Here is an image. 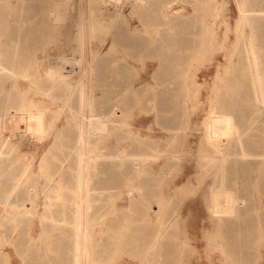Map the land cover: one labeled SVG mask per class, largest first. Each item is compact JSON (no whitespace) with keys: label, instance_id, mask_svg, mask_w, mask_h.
Listing matches in <instances>:
<instances>
[{"label":"rangeland","instance_id":"374dc122","mask_svg":"<svg viewBox=\"0 0 264 264\" xmlns=\"http://www.w3.org/2000/svg\"><path fill=\"white\" fill-rule=\"evenodd\" d=\"M40 1L0 0V60L9 67L0 69V150L5 153L0 161V264H80L70 221L78 215L76 123L84 120L86 79L70 95L88 66L90 111L109 114L113 121L93 140L103 156L85 171L93 250L86 264H146L150 234L161 227L172 235L168 264H264V157H253L255 164L247 161L226 172L228 184L244 195L246 212L241 225L223 226L208 207L207 196L218 183L216 169L204 166L207 141L203 142L212 137L211 113L217 95L225 94L222 81L228 78L232 84L247 71L243 48L249 41L264 60V0H204L206 8L198 13L196 0H142L141 7L129 0L121 13L117 9L124 0H107L91 18L88 0H65L66 7L60 9L68 12L47 26L33 7L40 8ZM22 8L36 16L18 25ZM83 8L88 19L85 41ZM199 16L211 37L203 46L206 52L188 59L179 76L170 77L164 66L176 67L179 62L161 60L165 51L157 42L140 44L137 37L154 31L162 38L172 32L175 53H187L200 30ZM173 52L167 47L168 55ZM152 87L159 90L156 100ZM168 95L176 100L180 95L187 103L185 114L176 112L172 130L162 119L170 115L162 111ZM233 99L234 112L240 116L245 110L243 93H233ZM13 108L27 113L22 127L14 131L2 116ZM179 126L172 140L170 134ZM256 138L255 151L263 152L264 136ZM230 144L229 158L247 160L238 154L237 143ZM26 169L27 177L19 181ZM134 184L143 186L144 199L131 201ZM50 191L60 202L52 207L46 205ZM157 203H168L174 211L164 224L157 223V211L149 210Z\"/></svg>","mask_w":264,"mask_h":264},{"label":"bare ground","instance_id":"6f19581e","mask_svg":"<svg viewBox=\"0 0 264 264\" xmlns=\"http://www.w3.org/2000/svg\"><path fill=\"white\" fill-rule=\"evenodd\" d=\"M66 1H68V0H66ZM128 1L129 0H124V3L122 2L123 5L117 9L119 13H121V10L124 8V5ZM64 2H65V0L64 1L58 0L55 3H52L51 0H41L39 2L41 4L40 8H38L37 5L33 6V7H34V10L39 9V11L41 12L40 16L43 19V25L47 26L51 22H53L55 20L56 21L61 20L64 17L63 11H66V10H63V11L61 10L64 7V4H65ZM87 2H88V4H86L85 6L88 7L91 11V14H90V18H91V17H93L94 11L97 12V10H101V6L105 2H107V0H88ZM136 3L137 4L134 7H141L142 0H141V2L139 0H136ZM68 5L69 4L67 3V7H69ZM42 7H44V8H42ZM60 7H62V8L60 9ZM88 8H87V10H88ZM105 8L106 7H104V9ZM205 8H206V3L204 0H196V8H195L196 13L200 12L201 10H205ZM242 8H243V6H242ZM244 8H246V6ZM66 9H68V8H66ZM67 12H68V10L66 11V13ZM243 13H244V11H243ZM85 14H87V13H86V10L83 8V20L81 22L82 23L81 24V38H83L84 41L86 38L85 29H86V26L88 25V19L85 16ZM168 15L169 14L167 13L165 15V17H167ZM35 16H36V14H34L32 16L30 15V9L22 8L21 11L19 12L18 16H17V19L15 18L16 24L20 25L21 22H24L26 20L28 21L29 19L32 20V18L34 19ZM245 16H244V18H246V20H247V17H245ZM65 17H66V15H65ZM241 18H243V17L241 16ZM199 19H200V24H201L200 30L195 32L196 37L194 38V41L192 43V49L188 50L187 53H184L181 51L175 53L176 46H177V44H176L177 40L176 41L174 40L175 37L173 36L172 32H170V33L168 32V34H165L161 38L158 36L157 33H155L154 31H151L147 35L140 36L139 38L137 37V39L140 41V44L149 43L152 45V44L157 42L159 45V48L165 51V54H162V56H161V60L166 61L169 59H174L175 61H178L179 64L176 63V65H174L176 67H171L170 63L166 64V62H164V64H166L164 66L165 74L168 73V74H172V75H170V77H175V76L177 77V76H179V73L182 70V67H181V66H183L182 64H184L188 59L189 60L199 59L200 56L202 55V52L203 53L206 52V51L205 52L203 51V46H205V42L211 40V37H210V35H208V32H207V28H208L207 25L203 22V19H201L200 16H199ZM241 21H242V19H241ZM247 22H249V21L247 20ZM111 27H114V26H111ZM216 31H218V30H216ZM184 43H186V42L184 41ZM167 47L174 49V52L171 56L166 53ZM181 48H182V46H181ZM211 48H212V46H211ZM187 49H189V48H187ZM243 52H244L243 55H245V57H246V60L243 62V67L245 66L244 69L247 71L242 72V75L237 80V82H235V81L232 82V84L237 86V88L235 90L232 89V84L230 83V81H231L230 79L226 78L225 81H222L223 82L222 84L225 88V90H224L225 94L220 95L221 97H219L217 95L218 103L216 102L217 104L215 106V110L213 113H211L212 114L211 115L212 123L209 126L208 134H209V136H212V137L209 140H203V142L207 141L205 143L206 158L204 159V166H206L209 171L212 170V167L215 168L217 171L216 172L217 173L216 174V180H217L218 185L213 188L214 192L211 194V191H210L208 196H207V202H208L209 210H210L211 214L213 213L218 219H221L223 226L226 224L230 225L232 223L235 227L242 224V223H240L238 225V223L240 221H242L241 215H243L246 212L243 209L245 204H246V200H245L244 195H241L237 189L232 188L231 185L228 184V178L226 177V172L228 170L237 169L238 165L248 163L247 161H249L250 165L255 164L256 162L252 160L253 157H256V156L257 157L258 156L264 157V151L257 153L255 151V147H254L255 143L259 142V140L256 138V136H264V60H263V57H262V59L261 58L259 59L258 52L255 50L251 41L248 42V46H246V48L245 47L243 48ZM140 59H142V58H140ZM90 64L92 65V63H90ZM228 68H230V67H228ZM0 69L1 70L2 69L8 70L9 67L0 60ZM187 70H189V69H187ZM157 73H158V71H157ZM157 73H156V75H157ZM91 74H92V71H91L90 67L89 66L86 67L84 74L78 80L77 84L73 87V91L70 95L72 97V94L77 90V88L81 84H83V82H82L83 78L86 79L83 97H82V102L84 104V112H83L84 120H83V122H77L76 123L78 126V129H79V135H78V140H77L76 145L79 148V160H80V171H81L80 176H79L80 186H79V190H78V194H77V199L75 200L76 203L78 204V215L76 216L75 220L70 221L71 222L70 229L74 230L71 232H73V234L76 236V240L78 242L77 256H78L80 264H86L87 260L91 256V253L93 252V250L90 248V243H89L90 242L89 241V225H88V221H87V217H88L87 216V209L90 206V200L87 198V196L89 195V191H88L87 186H86V185H88L86 183V181L89 180V176L85 171H86V169L91 167L93 165V163L96 162L97 158L103 156V153L102 154L98 153V149H96V146L94 145L95 141H93V140L96 136H99V135L104 133L105 126L107 123L113 121V120H111V117L109 114L102 113L99 115L96 113H92L90 111L91 107L88 106V103L86 102V100L89 101V99H90V92H91L90 84H92L91 83ZM234 77H235V75H234ZM186 79L187 78H185L183 80L184 86L187 85ZM150 88H151V85H150ZM216 88H217V86H216ZM216 88H215V90L217 92L218 88L217 89ZM190 90H191V88H190ZM134 91H136V90H134ZM158 91H159L158 89H156L155 87H152L151 94H152V96H153L152 98H154V100H156V96H158ZM178 91L180 92V90H178ZM241 92L243 93L242 102L245 104V110L243 111V113L240 116H238L234 112L235 111L234 110L235 100L233 99V93L240 94ZM177 97H179V100L178 99L176 100L171 95H168L166 98H164L162 100V104L164 106V110H162V111L169 113L171 115V116L169 115V117L167 115L164 118H162L164 120V122L168 125L167 127L169 130H172L173 126L176 123V112H178L179 110L180 111L182 110L183 114H185L184 109L187 108L186 98L182 99L180 95H178ZM69 100L67 101V103H65L63 105L64 107H66L68 105ZM157 111H158V114L156 115V118L159 117V113H160V110H157ZM116 114H119V111H116ZM26 115H27V113L22 112V110L19 108L10 109V110H8L2 114V116L6 119V121L9 124H11V129L13 131L17 127H20V126L22 127L23 122H24V117ZM1 126H2V124H1ZM47 128H49V129L46 131V133L49 134L50 133V127H46L45 129H47ZM180 128L181 127L179 126L178 131L174 132V130H173L171 132L170 136H173L172 140L175 139V136H177V134L179 133ZM3 129H5V128L3 127ZM6 129H7V127H6ZM2 132H3V130H2ZM244 136H247V138L245 139ZM47 137H48V135H47ZM231 142L237 143L239 145V153L238 154L241 157L246 158L247 160H236L235 161L234 159L229 158V153H228L229 150L227 152V148ZM262 144L263 145H261V146L264 149V140H262ZM4 154L5 153L0 150V161L4 157ZM7 156H9V155H7ZM42 161L45 162L46 157H43ZM261 166H264V163ZM27 171L28 170L26 169L23 172V174L19 177V181L21 179H23L24 177H27V174H26ZM32 190H33V188H32ZM54 192L55 191H50L46 195V197H47V204L46 205H48L50 207H52L51 205L53 204V202H55V201L57 203L59 202V200L56 196L58 194L54 193ZM129 195L131 197V201L144 199L143 186H141L140 184L132 185L130 188ZM10 196H12V194ZM10 196H8V197H10ZM10 199H11V197H10ZM157 204L158 205L150 204L149 210L152 209L154 211H157L158 212L157 223L158 224H164V220L167 217V215L171 214V212L173 213L174 211L171 210L168 203H165L164 205H162L160 203H157ZM13 206L16 207L17 205H13ZM12 213H14V211H12ZM261 224H262V226H264V222H261ZM150 235H151L150 236V246L148 247L147 254H146L147 255L146 264H153L154 260L161 261V264H166V263L168 264L170 259H171V255H172V252L168 251V248L172 245L171 244V242H172L171 232L169 231V229L163 230V227H161L158 230V232H156V233L151 232ZM113 239H115V238H113ZM117 239H118V236H117ZM160 249H162V252L158 253L156 255V253ZM155 255H156V257L159 255L157 257V259H156Z\"/></svg>","mask_w":264,"mask_h":264}]
</instances>
